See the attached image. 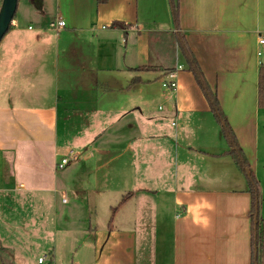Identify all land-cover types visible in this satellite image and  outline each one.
I'll return each instance as SVG.
<instances>
[{
	"label": "crops",
	"instance_id": "1",
	"mask_svg": "<svg viewBox=\"0 0 264 264\" xmlns=\"http://www.w3.org/2000/svg\"><path fill=\"white\" fill-rule=\"evenodd\" d=\"M170 2L17 0L0 39V254L9 264H251L246 178L176 36L253 174L264 0H177L178 27ZM57 18L64 26L50 27ZM177 65L176 88L153 116L151 86ZM69 150L76 158L57 168ZM58 208L66 257L56 250ZM74 223L77 245L66 230Z\"/></svg>",
	"mask_w": 264,
	"mask_h": 264
},
{
	"label": "trees",
	"instance_id": "2",
	"mask_svg": "<svg viewBox=\"0 0 264 264\" xmlns=\"http://www.w3.org/2000/svg\"><path fill=\"white\" fill-rule=\"evenodd\" d=\"M105 1V0H99ZM171 18L173 24L178 27V3L177 0H171ZM176 42L179 51L187 65V68L193 74L197 85L201 89L206 101L209 104L211 112L217 123L221 126V135L224 138L228 150L226 151L232 158L233 162L239 169V171L245 176L247 182V191L251 196V208L249 210L250 224H251V245H252V258L251 264H258L259 258H261L262 264H264V218L258 215V181L251 173L249 163L243 152L238 146L235 135L229 126L221 108L219 107L218 100L215 94L210 90L204 75L195 60L191 49L182 35L176 36ZM144 67H138L136 69H142ZM148 69V68H147ZM171 69L164 71V74ZM138 81V80H136ZM257 106L264 108V64H260L257 72ZM248 171V173H246ZM125 197L121 199L124 200ZM1 257V254H0Z\"/></svg>",
	"mask_w": 264,
	"mask_h": 264
},
{
	"label": "rangeland",
	"instance_id": "3",
	"mask_svg": "<svg viewBox=\"0 0 264 264\" xmlns=\"http://www.w3.org/2000/svg\"><path fill=\"white\" fill-rule=\"evenodd\" d=\"M260 56L259 59L264 62V44L260 46ZM154 85L151 86V93L153 94V97H151V102L149 104V109L152 110V115L158 114L157 112H160V110H157V106L159 105L160 108H162V98H165L161 96V93L165 92V88H162L160 86V83L157 81H154ZM263 112V114H261ZM264 109L263 111H260L259 118L264 117ZM261 120H264L261 118ZM220 127V126H219ZM220 136L221 130L219 129ZM222 138V137H221ZM223 143H226L224 138L222 139ZM253 163L255 166L252 169L253 174L255 175V178L258 181V191H259V199H258V215L259 217L264 218V122H261V125L259 127L258 131V137H257V151L255 152ZM251 169V168H250ZM60 173H62L60 171ZM64 174V173H62ZM62 198H67L66 194L60 195ZM57 210V220H58V230L56 234V250L59 252V255L61 257H66L69 255L70 247L63 243L64 234L62 233L63 224L61 223L63 214L61 213V209L58 208ZM53 213V212H52ZM48 215H51V211L48 213ZM44 218H42L43 221ZM79 225L77 223H74L71 226H68L66 230L72 231V235L76 236V240L73 242L76 244L77 241L80 239L81 231H79ZM77 245V244H76ZM47 252H45L46 254ZM1 259L4 264H9L7 256L4 255L3 252H1ZM258 264H262L261 258L258 260Z\"/></svg>",
	"mask_w": 264,
	"mask_h": 264
},
{
	"label": "built area",
	"instance_id": "4",
	"mask_svg": "<svg viewBox=\"0 0 264 264\" xmlns=\"http://www.w3.org/2000/svg\"><path fill=\"white\" fill-rule=\"evenodd\" d=\"M65 22L61 19V18H57L56 21H52L50 22V27L52 28H59L64 26ZM260 43H264V39H259ZM179 69H181L180 65H177L174 69L169 70L168 72H166L162 79H161V86L163 88H165L166 90H175L177 82H176V78H177V73L179 71ZM76 158V154L73 150H69L68 153L64 156H62L59 160V162H57V168H63L66 164H68L69 162H71L72 160H74ZM64 200V198H63ZM44 259V257H40L38 258V262H42Z\"/></svg>",
	"mask_w": 264,
	"mask_h": 264
},
{
	"label": "water",
	"instance_id": "5",
	"mask_svg": "<svg viewBox=\"0 0 264 264\" xmlns=\"http://www.w3.org/2000/svg\"><path fill=\"white\" fill-rule=\"evenodd\" d=\"M17 0H1L0 3V39L8 30L15 13ZM248 173V171H247ZM0 264H3L0 257Z\"/></svg>",
	"mask_w": 264,
	"mask_h": 264
}]
</instances>
